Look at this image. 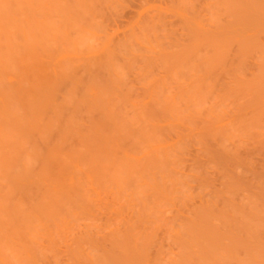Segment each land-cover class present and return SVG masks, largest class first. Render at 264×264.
Segmentation results:
<instances>
[{"label": "bare ground", "instance_id": "1", "mask_svg": "<svg viewBox=\"0 0 264 264\" xmlns=\"http://www.w3.org/2000/svg\"><path fill=\"white\" fill-rule=\"evenodd\" d=\"M0 264H264V0H0Z\"/></svg>", "mask_w": 264, "mask_h": 264}]
</instances>
